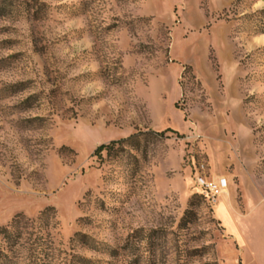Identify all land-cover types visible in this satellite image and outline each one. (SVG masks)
Listing matches in <instances>:
<instances>
[{
	"label": "rangeland",
	"instance_id": "rangeland-1",
	"mask_svg": "<svg viewBox=\"0 0 264 264\" xmlns=\"http://www.w3.org/2000/svg\"><path fill=\"white\" fill-rule=\"evenodd\" d=\"M0 264H264V0H0Z\"/></svg>",
	"mask_w": 264,
	"mask_h": 264
},
{
	"label": "built area",
	"instance_id": "built-area-1",
	"mask_svg": "<svg viewBox=\"0 0 264 264\" xmlns=\"http://www.w3.org/2000/svg\"><path fill=\"white\" fill-rule=\"evenodd\" d=\"M197 184L201 190L209 197H214L216 193L222 191L226 187V179L220 178L217 181L205 180L203 178L197 179Z\"/></svg>",
	"mask_w": 264,
	"mask_h": 264
},
{
	"label": "trees",
	"instance_id": "trees-1",
	"mask_svg": "<svg viewBox=\"0 0 264 264\" xmlns=\"http://www.w3.org/2000/svg\"><path fill=\"white\" fill-rule=\"evenodd\" d=\"M115 142H118V141H112V142H110V143L107 144V145H102V146L100 147V149H110L111 146H112V144H114Z\"/></svg>",
	"mask_w": 264,
	"mask_h": 264
}]
</instances>
